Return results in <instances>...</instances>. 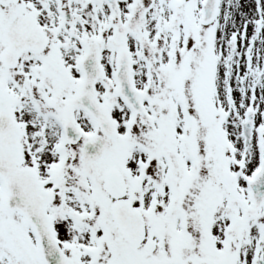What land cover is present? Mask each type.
Wrapping results in <instances>:
<instances>
[{"label":"snow or ice","instance_id":"6c2138e0","mask_svg":"<svg viewBox=\"0 0 264 264\" xmlns=\"http://www.w3.org/2000/svg\"><path fill=\"white\" fill-rule=\"evenodd\" d=\"M0 264H264V0H0Z\"/></svg>","mask_w":264,"mask_h":264}]
</instances>
